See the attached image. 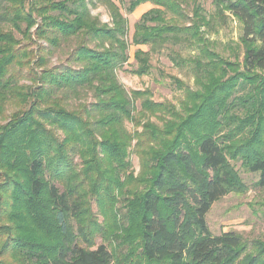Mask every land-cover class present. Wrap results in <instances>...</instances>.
I'll list each match as a JSON object with an SVG mask.
<instances>
[{
	"label": "trees",
	"instance_id": "obj_1",
	"mask_svg": "<svg viewBox=\"0 0 264 264\" xmlns=\"http://www.w3.org/2000/svg\"><path fill=\"white\" fill-rule=\"evenodd\" d=\"M145 3L131 44L149 51L129 72L149 75L168 48L195 85L169 76L179 108L119 82L127 21L114 0H0V264H264V241L206 222L243 191L234 164L264 190V0H211V16L194 0L126 10ZM214 17L240 25L242 63L215 51Z\"/></svg>",
	"mask_w": 264,
	"mask_h": 264
},
{
	"label": "rangeland",
	"instance_id": "obj_2",
	"mask_svg": "<svg viewBox=\"0 0 264 264\" xmlns=\"http://www.w3.org/2000/svg\"><path fill=\"white\" fill-rule=\"evenodd\" d=\"M114 1L127 21L126 41L128 43L127 53L129 59L124 69L117 72L119 82L128 93L133 90H148L154 102H168L179 108L183 90L178 89L169 76L177 78L185 87L195 88V85L186 69H179L167 58L166 54L168 53V48L150 54L152 68L149 75L138 77L129 72L133 68H136L134 53L137 50L144 52L149 51V48L146 46L132 45L131 38L134 33V25L138 22L141 15L152 9L153 6L149 3H145L138 6L132 13H128L126 9L131 0ZM194 1L200 3L204 7L208 16L213 14L211 0ZM189 2L192 4L193 0H189ZM190 9L191 8L186 11L189 15H191ZM90 12L92 16L98 18L102 23H110V18L105 7L97 6L96 8H90ZM213 20L214 29L209 30L207 37L213 43L212 45L215 51L222 56L223 59L242 63L244 46L239 40L241 35L240 25L233 18H228L226 24L218 23L215 17ZM14 34L16 38L21 39V36L17 32H14ZM70 46L71 43H67L65 46H62L61 50L55 55L51 56L49 66L62 63L66 56V49L70 48ZM187 53L189 52L183 51L184 56ZM10 111L11 109L9 106L8 112ZM127 128L129 131L132 130L131 125H127ZM130 161L135 173H137L139 169L137 156L131 154ZM234 169L239 175L241 183L244 185L243 191L230 192L211 206L206 216L208 229L213 235L233 231L240 234L247 241L255 239L264 241V190L255 187V183L258 179L256 174L246 172L241 167L240 163L234 164ZM97 242L99 243V241Z\"/></svg>",
	"mask_w": 264,
	"mask_h": 264
}]
</instances>
